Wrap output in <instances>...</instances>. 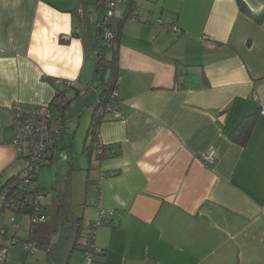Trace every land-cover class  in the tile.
<instances>
[{"label":"crops","instance_id":"0c3cea01","mask_svg":"<svg viewBox=\"0 0 264 264\" xmlns=\"http://www.w3.org/2000/svg\"><path fill=\"white\" fill-rule=\"evenodd\" d=\"M242 1L247 11L237 0H129L117 8L112 28H121L112 44L122 118L105 115L98 124L99 141L116 154L91 164L88 123L76 147L72 115L86 103L91 123L107 88L110 47L101 18L90 14L104 4L0 0V188L23 167L11 143V106L50 104L61 89L57 82L71 81L69 100L51 107L62 122L49 166L53 181L38 185L52 191L55 178L83 179L79 198L73 181L55 184L64 191L62 207H82L73 217V246L84 251L81 231L102 209L120 216L95 232L101 264H264V0ZM158 22L179 33L162 32ZM98 40L108 54L97 67ZM98 71L106 73L99 86ZM249 117L254 122L242 145L232 137ZM209 150L216 159L207 167L200 158ZM46 214L51 222V211ZM26 221L24 241L51 225L33 230ZM21 230H6V237L21 239ZM52 242L40 251L58 254L55 242L50 251ZM20 251L10 248L0 264H28Z\"/></svg>","mask_w":264,"mask_h":264},{"label":"built area","instance_id":"2783aa9c","mask_svg":"<svg viewBox=\"0 0 264 264\" xmlns=\"http://www.w3.org/2000/svg\"><path fill=\"white\" fill-rule=\"evenodd\" d=\"M129 0H102L104 6H107L108 12L102 20L98 21L104 40L110 48H114L113 43L115 36L112 28V21L115 19L117 7L125 4ZM135 11H138L135 9ZM133 13V12H132ZM77 15L82 19L83 10L79 6ZM131 20L138 21L136 16L129 14ZM162 32L178 34L179 29L176 26H166L158 22ZM76 33H81V27L76 29ZM183 79L179 78V83ZM119 80L117 79L114 87L107 95L104 104L98 102L94 107L99 118L105 115H111L113 119L120 120L122 114L120 111L121 102L120 95L117 90ZM61 89L56 90L53 100L50 104L39 106H22L21 104H13L11 106L12 121V145L17 151V156L23 161V167L16 175L11 183L0 193L1 205L0 212L10 210L12 213L20 216L18 221L11 218V227L17 233L22 227L23 218H28L29 225L35 226L47 222V214L44 211L45 200L52 196L49 191L38 190V175L42 167L52 166L58 153L57 141L61 134L62 122L55 120L51 111L52 106H62L67 101V94L71 92L76 83L71 81H58ZM178 88V84L174 85V89ZM90 130L95 133L97 143L87 147L90 153L91 164H97L101 158L113 156L116 151L108 145L101 144L97 136V127L95 122L90 126ZM201 161L205 166H210L215 162L216 154L213 150L207 151L201 156ZM106 175L102 174L101 177ZM119 212L112 210L100 209L96 217L85 223L84 232L86 233L85 242L82 247L87 264H101L96 258L102 256L101 249L95 247L94 239L97 228L102 225H108L112 222L113 217H119ZM6 229L0 228V260L6 261L12 247H19L27 255L35 253V247L31 241H24L17 236L6 237Z\"/></svg>","mask_w":264,"mask_h":264},{"label":"rangeland","instance_id":"374dc122","mask_svg":"<svg viewBox=\"0 0 264 264\" xmlns=\"http://www.w3.org/2000/svg\"><path fill=\"white\" fill-rule=\"evenodd\" d=\"M87 1H88V2H86L87 4L93 2L92 5H94L97 0H91V2L89 0H87ZM100 1H102V0H100ZM107 12H108L107 6H104V9L101 12L97 13L93 10V11H90V14L93 17V19L95 17H97V15H99V18L102 19L104 14L106 15ZM113 21H115V20H113ZM159 28L161 30V27H159ZM98 45H99V48H97L95 55L98 53H101V55H105L106 53L108 54V52L106 51V45L104 44L103 40L99 41ZM103 76H106L105 71H98L95 75L94 83L99 86V82H101L104 78ZM66 97H67V100H69L70 92L67 94ZM85 105H86V103H82L80 108L77 109V111H75L74 114L72 115V124H73L72 129L74 131V129L77 128L76 136L74 134L76 147H79V135L83 131L85 123L86 124L88 123L87 129L89 128V125H90L89 120H90L91 111L88 108H86ZM79 114H80V116H79ZM74 136H73V138H74ZM86 144H87V141H86ZM76 147H75V149H76ZM60 154H62V153H60ZM63 159H65V158H63ZM50 167H42L40 169L39 176H38V184H40V185H42L44 183L45 184H47V183L51 184V180L53 181V176H51ZM71 176L72 175L66 174V175L62 176L60 179L59 178L54 179L55 181L52 184L54 186H52V188H51L52 197H47L45 200L46 209L49 210V213L51 211V216H52V221L51 222L48 221L47 223H51V225L47 228V230L45 232L38 231V233H36V234H34V232H35L34 229L37 227L32 226L33 227L32 229L34 230V232L31 235V237H32L31 238L32 239L31 244L35 247V250H36L34 255H26V254H24L23 251H20L21 252L20 254H22L21 256H23V259L24 258H25V260L27 259L28 264H51V263L54 264V261H57L59 259H60V261H62L61 264H65L68 261H69V264H87V259L85 258L84 253L79 251V249L73 248V242H74V237L72 235L73 234L72 233V227H73L72 222L74 219L73 217H74L75 213H80V211L82 210V207L79 206V207H76L75 209H73L70 207V205H68V203H66V205L64 207H62L61 201H63V196H62L64 193L63 188L60 186L55 187V184L57 183V181H58V184L61 185V184L66 183V181L69 179V181H73V183H74V189L76 191L77 197L79 198L80 196H82V194L84 192V190H83L84 189L83 179L77 178L75 174L72 177ZM43 181H46V182H43ZM48 184L45 185L44 187L47 188ZM0 200H1V198H0ZM4 211L5 212L0 217V228L5 227V229L8 230L9 235H10L11 233L14 232V230L11 229V222H10L11 218H14L16 221H18L20 216L12 213L10 210H4ZM58 211L60 212V216H61V221H59V222L57 220ZM47 223H45V224H47ZM38 225H35V226L40 227L41 230L45 228L44 224H42V226H40L41 224H38ZM84 226H85V224H84ZM27 227H28L27 221H26V218H24L23 223H22V230L18 234V236L23 240H28L27 238H29V236H28L29 230ZM59 238H61L59 240V243L55 242ZM81 238H82V241L85 242L84 239L86 238V233L84 232V230L81 231ZM50 241H53L52 244H50L52 247V249L50 251H54L53 243L55 242V244L57 245V248H58L57 249L58 254L53 253V254H50L49 256H47L45 251H40V249H42L41 248V246H42L44 250H47L46 246ZM55 255L58 256V258ZM1 264H3V263H1ZM21 264H24V260H22Z\"/></svg>","mask_w":264,"mask_h":264},{"label":"trees","instance_id":"16d2710c","mask_svg":"<svg viewBox=\"0 0 264 264\" xmlns=\"http://www.w3.org/2000/svg\"><path fill=\"white\" fill-rule=\"evenodd\" d=\"M237 5H238V7H239V9L241 11H247L246 6H245V4H244V2L242 0H237ZM120 28H121V26L119 25L118 28H116V29L113 30V33L116 35V37L119 36V34H120ZM98 37H99V35H98ZM98 44H99V40H98L97 45ZM97 48H99V45L96 47V49ZM113 50H114V48H110L108 50V51L111 52V59L110 60L105 59L104 56L102 57L101 53H98V54L95 55V59L97 61V67H98L99 64H101L100 62L105 59V62L107 63L105 65V67H107L106 68L107 71L109 70V72H110L109 73V77H108V82L106 84L107 88L104 91V93L102 94L101 100L99 101L100 105L104 104L107 95L109 94V92L111 91V89L114 87L115 82L117 80L116 66H114V64L116 63V58H115V54H114L115 52ZM57 120H59V119H57ZM101 121H102V118H99L97 116V114H96V110H94L93 111V114H92V119H91L90 125L93 122H95V127H97L98 124ZM253 122H254V118H252V117H249V118H246L245 120H243L240 123V125L238 126V128L236 129L235 133L233 134L232 139L235 140V141H237V142H239L242 145L245 144L246 140L248 139V137H249V135L251 133V125L253 124ZM86 141L89 142V145H93V144H96L97 143V137H96L95 133H93V131L90 130V127L88 128V131H87ZM111 148L113 149V147H111ZM87 150H88V147H87ZM89 156H90V153H89ZM4 189H5V186L3 188H0V193ZM38 190L45 191L43 189H40L39 188V185H38ZM47 191H49V190H47ZM49 192L52 193V191H49ZM44 211L46 213V206L44 207ZM73 248L74 249H77L76 243L74 244Z\"/></svg>","mask_w":264,"mask_h":264},{"label":"water","instance_id":"95a60500","mask_svg":"<svg viewBox=\"0 0 264 264\" xmlns=\"http://www.w3.org/2000/svg\"><path fill=\"white\" fill-rule=\"evenodd\" d=\"M102 30V29H101Z\"/></svg>","mask_w":264,"mask_h":264}]
</instances>
